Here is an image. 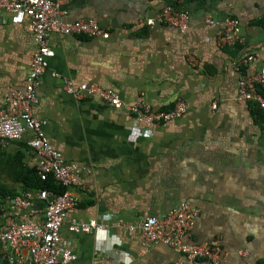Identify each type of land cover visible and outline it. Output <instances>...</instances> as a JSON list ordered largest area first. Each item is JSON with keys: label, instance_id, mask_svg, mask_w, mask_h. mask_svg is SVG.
I'll return each instance as SVG.
<instances>
[{"label": "crops", "instance_id": "obj_1", "mask_svg": "<svg viewBox=\"0 0 264 264\" xmlns=\"http://www.w3.org/2000/svg\"><path fill=\"white\" fill-rule=\"evenodd\" d=\"M172 1L190 13L185 32L140 23L170 0H61L62 20L92 19L109 32L108 38L51 33L53 53L33 106V114L46 120L50 143L67 162L84 168V187L72 191L78 205L67 210L61 226L62 242L76 254L69 264H175L176 251L148 243L126 224L162 217L183 202L198 208L184 242H216L220 264H264V122L256 104L236 100L233 67L253 55L244 71L264 68V25L257 23L264 19V0ZM227 17L239 19L241 42L219 46L216 32ZM34 48L28 20L12 24L4 15L1 104L11 91L24 88ZM64 79L111 88L124 104L143 100L155 109H169L183 100L187 110L177 119L136 125L127 110L97 96L74 99L64 91ZM29 138L26 132L0 148L21 152L24 164L36 166ZM25 191L33 193L28 208L11 199L0 203L4 225L9 218L43 219L45 202L36 190ZM69 219L102 222L108 232L105 237L72 232Z\"/></svg>", "mask_w": 264, "mask_h": 264}, {"label": "built area", "instance_id": "obj_2", "mask_svg": "<svg viewBox=\"0 0 264 264\" xmlns=\"http://www.w3.org/2000/svg\"><path fill=\"white\" fill-rule=\"evenodd\" d=\"M60 5L61 0H0V20L4 15L12 24L28 20L35 45L24 88L11 91L5 98V104L0 103V147L6 141L19 139L29 132L28 145L37 156L39 178L46 180L51 176L65 187L60 193L47 189L36 191V197L45 202L41 221L5 220L0 230V250L6 252L7 264H69L76 259V254L61 240V226L67 219V210L78 205V199L72 191L76 187H84L81 179L84 168L77 163L67 162L50 143L44 131L46 120L33 114V106L38 101L40 77L53 53L48 45L51 33L108 38L109 32L92 19L62 20L61 14L64 12L60 10ZM207 22L215 23L212 19ZM140 23L165 24L185 32L190 27V13L168 3L154 17ZM239 27V19L227 17L217 29V44L232 46L240 43ZM253 60V55H246L233 65L238 73L236 100L252 102L264 110V94L259 91V87H264V68L253 73L243 69ZM63 89L76 100L97 96L114 108H124L133 116L136 125L141 122L160 124L181 117L187 110L183 100H178L169 109H155L143 100L124 104L115 90L96 83L75 85L70 79H64ZM212 106L215 107V104ZM134 131L140 133L138 129ZM32 198V192L24 191L11 201L18 207L28 208ZM197 214L198 208L183 202L162 217L147 216L126 224V227L129 231L139 230L148 243L171 247L179 254L175 264H191L198 259L220 264L216 242L189 244L183 241ZM68 228L72 232H99L104 237L108 232L102 222L94 220L84 222L69 219ZM23 249H26V254H23Z\"/></svg>", "mask_w": 264, "mask_h": 264}, {"label": "trees", "instance_id": "obj_3", "mask_svg": "<svg viewBox=\"0 0 264 264\" xmlns=\"http://www.w3.org/2000/svg\"><path fill=\"white\" fill-rule=\"evenodd\" d=\"M176 7L174 1L169 2ZM259 25H264V19L257 20ZM264 94V87H259ZM256 114L264 122V111L256 106ZM47 189L53 193L62 192L65 187L49 176L46 180L39 178L36 166L29 167L23 163V153L8 154L0 148V203L13 199L25 190L37 191ZM22 191V192H21ZM4 225V210H0V230ZM0 264H7V259L0 252Z\"/></svg>", "mask_w": 264, "mask_h": 264}]
</instances>
